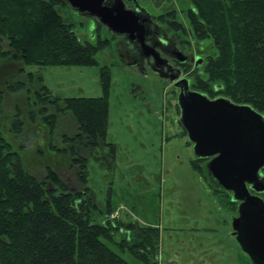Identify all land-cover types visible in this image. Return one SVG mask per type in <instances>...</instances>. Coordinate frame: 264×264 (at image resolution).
I'll return each instance as SVG.
<instances>
[{
    "label": "rangeland",
    "instance_id": "obj_1",
    "mask_svg": "<svg viewBox=\"0 0 264 264\" xmlns=\"http://www.w3.org/2000/svg\"><path fill=\"white\" fill-rule=\"evenodd\" d=\"M139 1L171 35H176L175 27L180 24L177 32H183V42L179 47L186 53L204 59L213 55V41L196 40L189 30V0ZM56 8L82 43L107 40L96 52L95 65L43 68L31 65L27 68V73L42 77L54 98L107 97V142L116 146L115 166L109 169L90 161V197L94 196V200L103 205L109 202L112 209L119 212L120 217L116 219L142 226H160L163 264H252L231 235L228 226L231 205L224 206V198L215 192L208 173L192 164L193 146L182 133L178 118V90L161 81L149 68L142 71L126 66L120 56L118 40L96 19L78 14L64 0H58ZM171 20L179 23L173 26L175 31L168 29ZM1 45L7 47L3 40ZM19 64L12 60L0 61V92H4L0 98V124L4 137L31 174L47 184L46 188L53 187L47 175V167H50L71 190L83 189L76 177L77 170L72 168L71 155L58 156V151H54L64 148V136L74 137L78 133L76 121L69 113L58 114L50 107L47 114L57 115L54 119L56 133L51 136L47 121L43 122L40 116L29 118L32 108L27 101H32L36 85H27V89L15 92L8 89L6 82L10 74L18 71L16 68L10 73L11 67ZM205 68V65L198 69L189 64L184 69L191 89L208 93L213 99L228 98L224 89L215 90L221 83L210 82ZM104 69L109 71L106 86L103 85ZM19 80L27 82L23 75ZM17 113H22L24 133L16 136L11 132V122ZM201 166L205 168L203 162ZM121 250L120 255L131 264H146L131 251Z\"/></svg>",
    "mask_w": 264,
    "mask_h": 264
},
{
    "label": "trees",
    "instance_id": "obj_2",
    "mask_svg": "<svg viewBox=\"0 0 264 264\" xmlns=\"http://www.w3.org/2000/svg\"><path fill=\"white\" fill-rule=\"evenodd\" d=\"M189 3L191 34L201 42L214 43V53L205 63L209 81H219L217 91L224 89L233 102L250 105L264 114V0ZM57 5L58 0H0V41L7 43L6 48L0 46V61L21 63L9 71L18 69L6 81L9 90L17 92L36 85L35 100L27 101L32 108L28 116L47 121L51 136L56 133L57 115L47 114L50 107L58 114L69 113L76 121L78 133L64 136L65 147L54 151L58 156L71 155L72 168H77L76 177L84 188L71 190L50 167L47 175L53 187L46 188L47 184L38 181L11 148L0 124V264H131L118 251L129 250L143 260L138 252L141 245H133L130 234L124 235L122 230H132L136 241L151 245L158 240L157 231L138 228L122 219L112 220L111 204L98 205L90 197L88 186L89 160L84 151L105 146L113 162L117 152L116 146L107 142V97L57 99L41 76L27 73L31 65H95L97 50L107 42L82 43L63 21ZM169 24L173 27L179 23L171 20ZM21 75L27 82L19 80ZM108 80L109 71L104 69V86ZM3 95L1 91L0 98ZM21 114L17 113L11 122V132L16 136L24 133ZM192 164L202 170L197 161Z\"/></svg>",
    "mask_w": 264,
    "mask_h": 264
},
{
    "label": "water",
    "instance_id": "obj_3",
    "mask_svg": "<svg viewBox=\"0 0 264 264\" xmlns=\"http://www.w3.org/2000/svg\"><path fill=\"white\" fill-rule=\"evenodd\" d=\"M80 15L96 19L109 31L123 35L136 31L137 16L123 0L114 6L106 0H65ZM159 56L158 51H154ZM180 74L174 76V82ZM180 87V119L199 159H210L208 170L216 182L242 202L237 241L257 263H264V203L251 195L249 187L264 190V114L250 105L236 104L226 97L209 99L191 91L187 79ZM215 89H219L216 85Z\"/></svg>",
    "mask_w": 264,
    "mask_h": 264
},
{
    "label": "flooded vegetation",
    "instance_id": "obj_4",
    "mask_svg": "<svg viewBox=\"0 0 264 264\" xmlns=\"http://www.w3.org/2000/svg\"><path fill=\"white\" fill-rule=\"evenodd\" d=\"M117 1L119 0H106V3L110 6H114ZM128 8H131L134 10L135 15L137 16V24L138 27L133 34H123L119 35L116 33H113V36L118 40V45L120 48V56L126 66L129 67H135L139 68L142 71H145L147 68L151 69L154 74H156L161 81L165 82L169 86H173L176 90H178V99L180 96V87H177L176 83H178L181 79H187L189 83V89L191 91H196L191 89V82L190 78L185 76V73L183 72L184 69L189 66V64H194L196 68H200V66L205 65L207 58L203 56L196 55L192 53H186V51L179 47L180 43L182 41V34L183 32L178 33L176 31V35L173 36L170 34L169 30H167L160 21L155 20L146 10L143 8L140 4L139 0H123ZM165 25V24H164ZM168 29H171L175 31L173 27H169ZM109 30V29H108ZM192 43V42H191ZM154 51L159 52V56H156V53ZM200 72L202 70H199ZM180 74V77L175 80L174 82L171 81V79ZM216 87V86H215ZM200 92V91H196ZM201 93V92H200ZM206 95L209 99H213L208 93H202ZM179 108V105H178ZM179 121L181 123L182 127V133L188 137V133L186 129L183 127V124L180 119V108H179ZM189 139V138H188ZM190 142V140H189ZM113 144V143H112ZM190 144L193 143L190 142ZM65 147V146H64ZM70 148V146H67ZM98 149L95 150H85V158L90 161H96L100 164L106 165L107 168L111 169L113 166H115L113 160L108 155V150L105 146H98ZM117 154V152H116ZM116 157V156H115ZM115 159V158H114ZM74 159H71V163ZM78 160V159H77ZM212 160L210 159H199L195 156V159L193 161H197L199 166L201 165V162L204 163L205 168L203 166L202 170L206 171L208 175L211 177V184L212 186H215V192L219 193L224 198V206L227 207V205H231L232 214L230 215V220L228 222V226L231 228V235L236 240L237 243V236L233 235L236 233L237 230H235V227H239V222L237 219L240 218V207L242 202L240 201H234L232 198V194L227 192L224 188L219 186V184L216 182L214 177L210 174L208 170V163ZM75 170H77L76 167H74ZM263 186H264V169L262 170V178ZM251 195L259 197L263 203H264V190L261 192L256 191L255 189H252L249 187ZM92 193V192H91ZM94 197V196H93ZM95 199V198H94ZM107 204V203H106ZM98 205L103 206L102 203H98ZM105 212V209L102 208V213ZM120 217V215H119ZM138 228H146V229H155L157 231L158 240L154 241L151 245L150 243H144L142 239L141 240L146 248L144 249L143 243H139L138 240L136 241V234L132 232V230L127 231L122 230L124 235L130 234L131 238H129V241L132 242L135 246H140L138 248L139 254L143 256V262L146 264H163L165 263L164 257L161 255V246L159 244V238H160V226H151V225H138L137 223H130ZM227 227V225H225ZM136 231V230H134ZM131 232L133 235H131ZM138 238V237H137ZM156 243V244H155ZM242 248V247H241ZM242 250L245 252V255L248 256L252 264H264L263 262L257 263L253 260V258L249 255L247 251H245L243 248Z\"/></svg>",
    "mask_w": 264,
    "mask_h": 264
},
{
    "label": "built area",
    "instance_id": "obj_5",
    "mask_svg": "<svg viewBox=\"0 0 264 264\" xmlns=\"http://www.w3.org/2000/svg\"><path fill=\"white\" fill-rule=\"evenodd\" d=\"M119 216L118 212H115L111 215V219L117 218Z\"/></svg>",
    "mask_w": 264,
    "mask_h": 264
}]
</instances>
